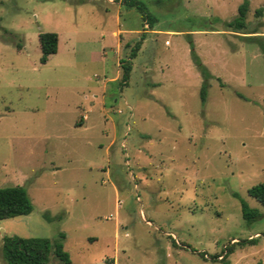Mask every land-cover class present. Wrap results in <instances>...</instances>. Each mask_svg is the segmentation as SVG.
<instances>
[{"label":"rangeland","instance_id":"1","mask_svg":"<svg viewBox=\"0 0 264 264\" xmlns=\"http://www.w3.org/2000/svg\"><path fill=\"white\" fill-rule=\"evenodd\" d=\"M141 1L151 28L123 0H0V187L32 203L0 219V264L4 235L58 239L68 264H264V0L241 31L243 0Z\"/></svg>","mask_w":264,"mask_h":264},{"label":"trees","instance_id":"2","mask_svg":"<svg viewBox=\"0 0 264 264\" xmlns=\"http://www.w3.org/2000/svg\"><path fill=\"white\" fill-rule=\"evenodd\" d=\"M128 7H135L141 14V18L149 23V27H153L156 17L152 14L145 3L141 0H123ZM248 1L243 0L237 8V15L231 20L224 23L225 27L233 31H241L246 27V13ZM39 46L41 55L40 63H45L49 56L57 51L58 35L56 32L45 31L38 34ZM137 42L130 52L128 59L121 60L122 74L120 81L126 83L131 71V61L136 55V50L139 48ZM196 62L204 81L200 87L201 101H205L207 80L210 77L209 71L201 63L200 59L194 55ZM80 125V123H78ZM248 194L252 196L264 207V182H259L252 185L248 189ZM240 210L242 217L251 222L261 215L258 209L250 207L246 201L239 198ZM32 210V203L22 186H4L0 187V219L10 218L22 214H28ZM63 237V233H59ZM232 246H227L224 249L225 255L232 251ZM53 254L59 261L68 264L69 256L62 248L61 241L51 240L47 237H22L17 235H4L2 237V257L6 264H47L50 254ZM224 255V256H225ZM218 255H213L212 259L217 260ZM222 257V264H227V261Z\"/></svg>","mask_w":264,"mask_h":264},{"label":"crops","instance_id":"3","mask_svg":"<svg viewBox=\"0 0 264 264\" xmlns=\"http://www.w3.org/2000/svg\"><path fill=\"white\" fill-rule=\"evenodd\" d=\"M118 31H120V29Z\"/></svg>","mask_w":264,"mask_h":264}]
</instances>
